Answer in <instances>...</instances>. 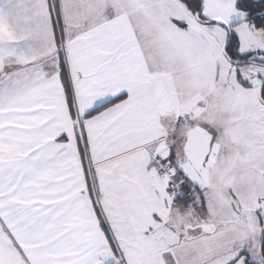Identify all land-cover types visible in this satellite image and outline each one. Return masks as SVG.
Returning a JSON list of instances; mask_svg holds the SVG:
<instances>
[{"label": "snow or ice", "instance_id": "6c2138e0", "mask_svg": "<svg viewBox=\"0 0 264 264\" xmlns=\"http://www.w3.org/2000/svg\"><path fill=\"white\" fill-rule=\"evenodd\" d=\"M0 264H264V0H0Z\"/></svg>", "mask_w": 264, "mask_h": 264}]
</instances>
